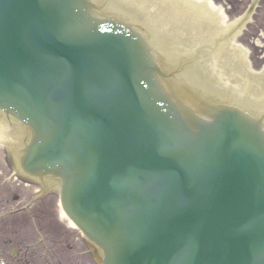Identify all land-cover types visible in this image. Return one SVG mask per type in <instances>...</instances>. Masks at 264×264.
<instances>
[{"label":"water","instance_id":"water-1","mask_svg":"<svg viewBox=\"0 0 264 264\" xmlns=\"http://www.w3.org/2000/svg\"><path fill=\"white\" fill-rule=\"evenodd\" d=\"M102 7L112 16L0 0V111L28 132L20 167L52 181L102 264H264L263 122L179 76L207 99L183 101Z\"/></svg>","mask_w":264,"mask_h":264},{"label":"bare ground","instance_id":"bare-ground-1","mask_svg":"<svg viewBox=\"0 0 264 264\" xmlns=\"http://www.w3.org/2000/svg\"><path fill=\"white\" fill-rule=\"evenodd\" d=\"M215 4L212 0L102 1V5L130 18L140 29L143 26L152 48L161 50L164 57L181 52L186 54L189 47L197 43L207 46V50L213 47V56L207 62L210 64L209 70L203 69L204 60L201 59L202 63H198L194 70L191 68L192 71L182 72L179 76L222 97L228 95L225 98L231 101L235 99L232 95H244L242 105L255 110L264 109V75L247 76L244 65L246 52L234 43L232 36L238 20L226 21L225 8ZM216 75L221 78L220 81ZM14 125L17 133H12L15 134L13 139L8 129L9 123L0 112V139L7 142L12 138L13 144L20 145L19 131L25 128L20 123ZM17 152L18 148H15ZM61 215L64 216L63 212Z\"/></svg>","mask_w":264,"mask_h":264},{"label":"rangeland","instance_id":"rangeland-1","mask_svg":"<svg viewBox=\"0 0 264 264\" xmlns=\"http://www.w3.org/2000/svg\"><path fill=\"white\" fill-rule=\"evenodd\" d=\"M235 18L252 8L238 43L254 68L264 60V0H214ZM229 15V14H228ZM175 65L173 68H177ZM0 145V249L10 264H96L82 236L61 216L57 196H35L38 186L27 184L6 164ZM15 251V254H12Z\"/></svg>","mask_w":264,"mask_h":264}]
</instances>
